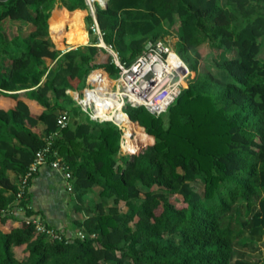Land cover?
I'll list each match as a JSON object with an SVG mask.
<instances>
[{
	"label": "trees",
	"instance_id": "obj_1",
	"mask_svg": "<svg viewBox=\"0 0 264 264\" xmlns=\"http://www.w3.org/2000/svg\"><path fill=\"white\" fill-rule=\"evenodd\" d=\"M88 9L87 0H0V22L33 27L11 38L0 28V97L15 100L0 107V222L22 212L19 226L0 229V264H264L263 254L245 251L264 240V0L96 3L104 42L126 62L147 41L169 35L177 16L175 51L195 72L159 115L124 108L125 146L142 140L130 155L119 154L121 131L112 121L90 119L67 93L83 87L90 71L119 74L106 49L95 41L81 45L88 37L77 14L83 18ZM84 19L92 34L93 15ZM204 42L220 56H207L200 68ZM67 45L81 46L62 51ZM45 58L55 65L48 68ZM23 97L43 110L33 113ZM64 109L74 117L52 147L72 173L73 207L84 214L73 225L85 237L42 220L62 235L51 240L26 222L36 216L31 180L20 200L16 193ZM95 186L98 197L90 200Z\"/></svg>",
	"mask_w": 264,
	"mask_h": 264
},
{
	"label": "built area",
	"instance_id": "obj_2",
	"mask_svg": "<svg viewBox=\"0 0 264 264\" xmlns=\"http://www.w3.org/2000/svg\"><path fill=\"white\" fill-rule=\"evenodd\" d=\"M91 32L97 36V41L95 45L100 46L111 53L113 56V61L119 69V77L117 80H112L104 78L100 73L93 70L87 75L86 83L82 91L75 92V101L77 105L84 111L90 119L96 121H112L121 131L120 138V151L132 154L138 148L137 146L133 149L127 148L126 142L127 137L124 127L116 120L105 118L98 115L97 110L101 107L113 111L115 108L110 105L108 101L112 94H116L118 100H121V109L123 110L126 105L133 107L144 106L150 113L159 115L168 107L170 103L179 95L182 88H180V82L185 77V74L190 72L189 66L182 60V58L176 53V51L168 45L164 40L157 39L155 41H149L145 45V50L133 58V62L128 64L126 61H122L117 51L111 44H106L103 39V32L101 31L98 23L94 20L91 25ZM175 55L179 58L180 63H182L183 69H176L172 67L170 72L167 71L166 67L168 64V59L171 55ZM182 72V73H181ZM100 76L101 78L113 81L112 85L97 84L98 79H93V76ZM178 75L179 80L173 82V78ZM158 77V81L155 79ZM163 78L162 82L159 83V78ZM100 80V78H99ZM148 82H154V87L145 89L143 88ZM159 85H155L158 84ZM168 88L171 94L167 103L161 107L159 110H153L147 104L140 101V97L146 95L147 97H152L154 94L164 91ZM146 90V91H145ZM70 114L69 111L64 109L61 110L57 115L56 125L57 129L44 136V145L36 150L34 158L30 163L27 171L23 175L18 191L16 193L17 199H21L25 188L27 187L29 181L37 173L40 166L44 164H49L52 168L60 171L66 180V189L72 191L73 186L71 183L72 173L70 171L69 165L62 160L55 149H53V141L59 136L62 128L69 124ZM136 133L130 135L131 139H135ZM27 223L32 222L35 226L36 232L45 233L51 240L61 239V234L56 232L53 228L47 227L40 218L26 219ZM77 235L80 238H84L85 234L82 231H78ZM94 235H92L93 237Z\"/></svg>",
	"mask_w": 264,
	"mask_h": 264
},
{
	"label": "crops",
	"instance_id": "obj_3",
	"mask_svg": "<svg viewBox=\"0 0 264 264\" xmlns=\"http://www.w3.org/2000/svg\"><path fill=\"white\" fill-rule=\"evenodd\" d=\"M8 26H12L14 29L13 34L7 33L6 28ZM0 28L9 38L19 34L25 36L33 29L31 24H22L10 19L2 20L0 22ZM76 46L67 45L62 51L75 48ZM51 61V59L45 58L46 64H49ZM76 91H79V89L67 90V93L74 99ZM22 99L29 105L33 113L39 114L43 110L35 100L26 97ZM14 103L15 100L10 97H0L1 108H10ZM39 129L42 131L44 125H39ZM28 193L30 206L35 212V217L40 218L47 224L67 234L75 232L73 229V220L75 218L82 219L84 214L74 210L73 193L66 189V180L60 171L52 168L48 163L40 166L30 181ZM14 215L5 223L0 222V229L3 232H9L12 227L20 225L21 210L18 209V212H14Z\"/></svg>",
	"mask_w": 264,
	"mask_h": 264
},
{
	"label": "rangeland",
	"instance_id": "obj_4",
	"mask_svg": "<svg viewBox=\"0 0 264 264\" xmlns=\"http://www.w3.org/2000/svg\"><path fill=\"white\" fill-rule=\"evenodd\" d=\"M87 2H88V4H89V9L88 10H85V13H84V16H83V20H84V27L82 28V33H84V35H86L87 37H88V42L87 43H85V44H81V45H86V44H89L90 42H92V41H97V36L95 35V34H91V33H89V31H88V28H87V25H86V23H85V16L87 15V14H92L93 15V17L95 16V7H96V3H98L101 7H104L105 5H106V2H107V0H87ZM176 23H175V25L171 28V33L169 34V35H165V36H162V37H159L158 39H161V40H164L168 45H170L174 50H176L175 49V47H176V42H177V40H178V38H177V27L179 26V19H178V17L176 16ZM94 20H95V17H94ZM73 28H75V24H76V20L74 19V21H73ZM6 31H7V33L8 34H13V31H14V29L12 28V26H8L7 28H6ZM25 32H26V30H25ZM50 37H51V33H50ZM51 40H52V37H51ZM151 41V40H150ZM52 42H53V40H52ZM149 41H147V43H148ZM54 43V42H53ZM54 45H56L55 43H54ZM81 45H77L76 47H78V46H81ZM57 47V46H56ZM75 47V48H76ZM62 50V49H61ZM198 50H199V53H200V55H201V57L199 58V67L200 68H203L202 66H203V62L205 61V59H206V57L207 56H209V55H214V56H216V57H219L220 55V50H213L212 49V47L209 45V43L208 42H204V43H202L201 45H199V47H198ZM108 53H110L109 51H108ZM111 54V53H110ZM259 57L261 58V59H263L264 60V37L261 39V51H260V54H259ZM49 61V60H48ZM55 65V62H50L49 64H47V66H48V68L49 67H52V66H54ZM182 73V72H181ZM194 75H195V72L193 71V70H191L190 69V72L187 74H185V77L182 79V81L180 82V88H182L184 85H186L187 83H188V81H189V79L190 78H192V77H194ZM118 77H119V75H117V76H115V77H110L112 80H117L118 79ZM179 80V77H178V75H176L174 78H173V82H176V81H178ZM161 82V81H160ZM85 86H88V83H85L84 84V86L83 87H81L79 90L80 91H82L83 90V88L85 87ZM127 106V105H126ZM125 106V107H126ZM124 107V108H125ZM123 111H124V109H123ZM125 112V111H124ZM69 114H70V121L71 120H73V117H74V113L72 112V111H70L69 112ZM134 133H135V131H133ZM138 139V135H137V133H136V137H135V139L134 140H137ZM141 142H142V140H139L138 142H137V144H138V146L137 147H140V145H141ZM119 154H121V155H130L129 153H127V152H124V151H120V153ZM193 185H194V187L197 189V190H201L202 189V184H199V183H193ZM98 191H99V187L98 186H95L94 187V191L89 195V198H90V200H96L97 199V197H98ZM73 200V199H72ZM172 201L175 203V204H177V205H181V204H183V202H182V199L180 198V197H173L172 198ZM73 206H74V203H73ZM126 210V207H122V211H125ZM73 229L78 233V229L73 225ZM76 233V234H77ZM78 236V235H77ZM14 251H15V255H16V257L17 258H23L24 256H25V252H24V247H15V249H14ZM245 251H247L248 252V254H250V253H254V254H263L264 255V242L262 241V242H260L259 243V245H258V249H257V251H255V252H253V250H251V249H249V248H246L245 249ZM247 252H245V253H247ZM255 255V256H256ZM254 256V257H255Z\"/></svg>",
	"mask_w": 264,
	"mask_h": 264
},
{
	"label": "bare ground",
	"instance_id": "obj_5",
	"mask_svg": "<svg viewBox=\"0 0 264 264\" xmlns=\"http://www.w3.org/2000/svg\"><path fill=\"white\" fill-rule=\"evenodd\" d=\"M77 19L80 22V24L82 26H84L83 18L81 16V14H77ZM172 67H175L178 70L183 69L182 63H180L179 58L173 54L168 59V64L166 67L167 71L170 72ZM94 77L100 78L101 82L109 81L107 79L103 80V78L96 76V75L93 76V79H94ZM159 79H160L159 83H161L163 78L160 77ZM155 81H158V77L155 79ZM159 83L155 84V85L157 86V85H159ZM97 84H99V83H97ZM106 84L110 85L108 82H106ZM152 87H154V82H148L146 85L143 86V88H145V89L152 88ZM168 88L169 87H167V89L164 91H161V92L154 94L152 97H147L146 95H143L139 99L142 103L147 104L153 110L154 109L159 110V109H161V107H163L167 103V101L169 99L171 92H170V90H168ZM108 101L110 102V105L112 107L114 106L115 109L113 111H109V109L101 107L97 110L98 115L103 116L105 118H110V119L116 120L120 124L123 123L126 120L127 115H126V112H124L120 107L121 106V100H118V98L116 97V94H112Z\"/></svg>",
	"mask_w": 264,
	"mask_h": 264
},
{
	"label": "water",
	"instance_id": "obj_6",
	"mask_svg": "<svg viewBox=\"0 0 264 264\" xmlns=\"http://www.w3.org/2000/svg\"><path fill=\"white\" fill-rule=\"evenodd\" d=\"M95 17V20H96V16H94ZM133 60L134 59H131L129 62H128V64H130L131 62H133Z\"/></svg>",
	"mask_w": 264,
	"mask_h": 264
}]
</instances>
